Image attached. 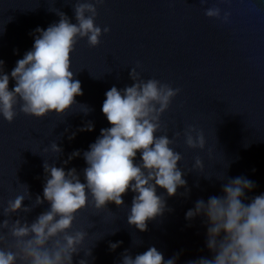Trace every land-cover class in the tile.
Returning <instances> with one entry per match:
<instances>
[{"label":"clouds","instance_id":"9594fccd","mask_svg":"<svg viewBox=\"0 0 264 264\" xmlns=\"http://www.w3.org/2000/svg\"><path fill=\"white\" fill-rule=\"evenodd\" d=\"M207 2L200 0L201 5ZM103 3L104 0H75L76 23H71L58 9L50 10L60 17L59 22L47 29L34 30L33 48L16 62L10 75L4 73V61L0 60V117L4 121L11 124L15 120L17 105L20 113L43 118L51 112L63 115L77 104L75 97L83 95V91L81 82L74 79V72L70 70L71 53L79 39L86 38L90 47H96L101 43L100 37L110 31L109 27L101 28L95 23L97 5ZM205 15L228 23L231 12L224 11L222 15L221 8L213 6L205 9ZM3 31L2 26L0 35ZM137 67L139 62L129 73L134 82L131 86L123 89L113 86L105 93L102 113L111 127L102 128L89 150L83 152L86 182H81L75 168L65 171L45 161L43 197L37 195L30 206H24L23 202L31 200L32 196L29 186L22 184L23 194L9 199L6 206L0 202V215L8 217L0 220V264H73L74 254L79 255L89 235L85 230H73V225L76 214L88 206L89 197L97 211L107 209L110 202L124 207L122 197L130 189L135 195L127 223L145 232L149 220L172 211L165 198L157 195V187L165 189L169 197L176 195L180 187L185 188L182 195L190 192L184 173L178 167L182 155L171 147L180 133H175L171 139L167 134L157 135L162 131L161 116L181 89L155 78L144 80ZM10 80L15 81L11 89ZM80 105L85 115L92 111L87 105ZM93 130L91 121L79 129ZM75 135L69 136V140ZM183 135L187 147L205 148L204 133L195 125H188ZM50 147L58 157L63 152L56 142ZM137 152L141 153L139 164L134 162ZM79 156L81 152L75 150L63 163L66 165ZM203 169L204 163L198 156L193 170L203 172ZM255 186L242 176L230 178L222 185L224 195L211 196L207 202L199 199L195 207L186 212L188 220L205 217L206 246L213 253L212 258L201 257L188 264H264V194L253 197L249 203L244 202L248 199L246 191ZM45 201L49 209L32 222L29 223L26 216L10 219L18 212H31ZM122 243L110 242L109 248L115 251ZM84 255L91 257L92 248ZM121 256V264H176L179 253L165 260L164 255L151 246L134 257L125 249ZM78 264H88V260L80 259Z\"/></svg>","mask_w":264,"mask_h":264}]
</instances>
